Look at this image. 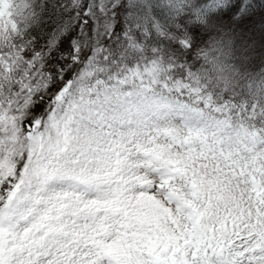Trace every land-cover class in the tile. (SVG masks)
Instances as JSON below:
<instances>
[{
    "label": "snow or ice",
    "instance_id": "snow-or-ice-1",
    "mask_svg": "<svg viewBox=\"0 0 264 264\" xmlns=\"http://www.w3.org/2000/svg\"><path fill=\"white\" fill-rule=\"evenodd\" d=\"M0 264H264V0H0Z\"/></svg>",
    "mask_w": 264,
    "mask_h": 264
}]
</instances>
